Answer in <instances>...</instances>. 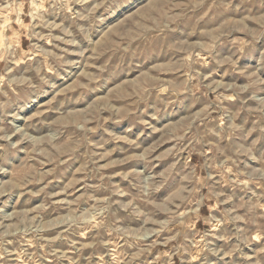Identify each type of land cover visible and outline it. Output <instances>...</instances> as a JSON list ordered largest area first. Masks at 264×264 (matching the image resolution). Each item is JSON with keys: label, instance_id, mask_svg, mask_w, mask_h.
Segmentation results:
<instances>
[{"label": "rangeland", "instance_id": "obj_1", "mask_svg": "<svg viewBox=\"0 0 264 264\" xmlns=\"http://www.w3.org/2000/svg\"><path fill=\"white\" fill-rule=\"evenodd\" d=\"M0 264H264V0H0Z\"/></svg>", "mask_w": 264, "mask_h": 264}, {"label": "crops", "instance_id": "obj_2", "mask_svg": "<svg viewBox=\"0 0 264 264\" xmlns=\"http://www.w3.org/2000/svg\"><path fill=\"white\" fill-rule=\"evenodd\" d=\"M23 24H25V20L23 17H21V19H15L12 21V27L15 29V26H18L19 28V31L21 32V43H20V47L23 46V36H25L24 32H25V29H24V26ZM203 217V215L200 213V218Z\"/></svg>", "mask_w": 264, "mask_h": 264}]
</instances>
